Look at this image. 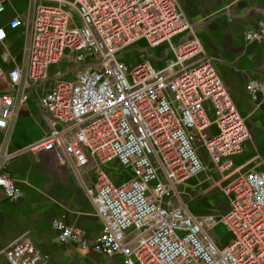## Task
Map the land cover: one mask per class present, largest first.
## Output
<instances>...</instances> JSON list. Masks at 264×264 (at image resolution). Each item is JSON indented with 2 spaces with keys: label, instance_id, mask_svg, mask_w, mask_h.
Instances as JSON below:
<instances>
[{
  "label": "built area",
  "instance_id": "obj_1",
  "mask_svg": "<svg viewBox=\"0 0 264 264\" xmlns=\"http://www.w3.org/2000/svg\"><path fill=\"white\" fill-rule=\"evenodd\" d=\"M260 26L245 33L248 42L264 43ZM21 27L24 62L10 70V89L0 94V194L11 202L23 197L9 170L10 132L20 109L42 90L36 98L47 130L33 150L55 148L77 167L88 156L99 164L86 194L102 230L90 238L55 220L61 244L122 255L124 264H264V170L225 187L230 210L220 218L193 214L178 193L179 184L207 170L201 151L225 173L250 132L177 0H31L25 22L0 26V42ZM140 42L172 57L158 66L146 50L129 62ZM246 90L254 102L264 101V82L252 80ZM112 160L132 170L129 181H111L103 164ZM173 193L177 208L167 204ZM220 221L234 234L224 248L212 236ZM5 256L9 264L49 260L22 240Z\"/></svg>",
  "mask_w": 264,
  "mask_h": 264
},
{
  "label": "crops",
  "instance_id": "obj_2",
  "mask_svg": "<svg viewBox=\"0 0 264 264\" xmlns=\"http://www.w3.org/2000/svg\"><path fill=\"white\" fill-rule=\"evenodd\" d=\"M30 1L3 0L5 10L0 14V26L8 28L9 21L14 18L25 22ZM177 3L195 27L203 45V55L212 60L238 110L245 117L250 132L242 151L233 156V166L227 172L217 170L206 153L201 151L207 170L178 186L180 198L193 214L223 217L230 210L225 187L250 170H264V101L254 102L246 90L252 80L264 82V43L245 39L247 31L258 30L261 24L264 28V0H177ZM25 44L24 27L8 29L7 40L0 42V94L10 89V70L23 64ZM152 53L158 66L172 57L166 52L161 55ZM141 58L134 48L127 54L129 62ZM53 83L51 77L44 86V92L49 91ZM41 92L39 90L36 95ZM37 96L30 97L20 109L10 132L8 148L14 157L9 170L23 197L18 202H11L0 194V264H9L6 249L21 240L49 256L43 264H124L122 255L109 257L58 241L53 230L55 220L81 228L90 238L101 232L102 221L86 194V189L96 184L99 164L94 157L88 156L85 166L77 167L55 148L33 150L34 144L44 138L47 130ZM22 114L27 119L19 124ZM3 140L4 135H0V142ZM113 163L126 174L122 177L107 171L114 184H123L132 178V170L122 167L117 160L107 162L103 167L106 169ZM222 182L224 197H219L221 190L214 188L213 184L217 186ZM205 189L211 199L202 201L197 194ZM167 204L172 208L179 206L174 193L167 199ZM212 236L221 248L228 246L234 238L223 221L214 228Z\"/></svg>",
  "mask_w": 264,
  "mask_h": 264
},
{
  "label": "rangeland",
  "instance_id": "obj_3",
  "mask_svg": "<svg viewBox=\"0 0 264 264\" xmlns=\"http://www.w3.org/2000/svg\"><path fill=\"white\" fill-rule=\"evenodd\" d=\"M134 50L136 51V53L137 54H140V56H143V53L147 50L148 52H154V54H158V55H161L163 52H166V48H158V49H155V50H149V49H147V46L145 45V44H143V43H137V46L134 48ZM64 79H66V80H70V79H72L70 76H68V75H65L64 76ZM25 119H27V116H25V115H21L20 117H19V119H18V122H19V124L22 122V123H24L25 122ZM116 163H113V164H108L107 166H106V171H108L110 174H116V175H118V176H122V177H126V174H125V172H124V170H118L117 168H116V165H115ZM183 184L184 183H182V184H179V186H183ZM213 186H214V188H220V193L218 194V196L219 197H224V191H223V189H224V182H222L220 185H218L217 184V186H216V184H213ZM206 191V189L205 190H201L197 195L199 196V198L202 200V201H204V200H210L211 199V195H210V193L209 192H205ZM182 200V199H181ZM219 218H220V216H218Z\"/></svg>",
  "mask_w": 264,
  "mask_h": 264
}]
</instances>
